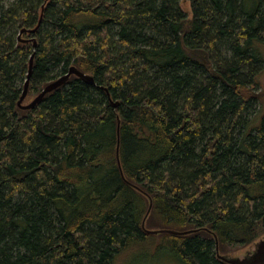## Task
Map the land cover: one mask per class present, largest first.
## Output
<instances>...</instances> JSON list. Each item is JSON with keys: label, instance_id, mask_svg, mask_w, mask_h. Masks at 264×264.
Here are the masks:
<instances>
[{"label": "trees", "instance_id": "1", "mask_svg": "<svg viewBox=\"0 0 264 264\" xmlns=\"http://www.w3.org/2000/svg\"><path fill=\"white\" fill-rule=\"evenodd\" d=\"M182 1L0 0V264L264 237V0Z\"/></svg>", "mask_w": 264, "mask_h": 264}, {"label": "rangeland", "instance_id": "2", "mask_svg": "<svg viewBox=\"0 0 264 264\" xmlns=\"http://www.w3.org/2000/svg\"><path fill=\"white\" fill-rule=\"evenodd\" d=\"M182 7L187 13L190 12V5L186 0L182 1ZM29 102H31L30 99H27V103ZM159 244L160 238H157L155 243H146L141 247H132L124 250L117 257L116 264H181L176 256H172L171 253L159 249ZM257 244L226 256L232 258V260L246 262L257 252Z\"/></svg>", "mask_w": 264, "mask_h": 264}, {"label": "water", "instance_id": "3", "mask_svg": "<svg viewBox=\"0 0 264 264\" xmlns=\"http://www.w3.org/2000/svg\"><path fill=\"white\" fill-rule=\"evenodd\" d=\"M35 31L36 30L30 31V32L34 33ZM34 45L36 47V43ZM32 71H33V58L30 61L29 72H28L27 80L25 82V89L23 92V96L21 97V100L19 101V105H21L23 103V101L27 95L28 88L30 85V79H31ZM74 74L81 77L83 80L90 82L91 84L93 83V79L91 77H88L84 74L79 73L77 71V69L72 67V68H70L69 73L67 75L63 76L62 78H60L59 80H57L53 84H50L49 86H47L31 104H29L28 106L25 107V109H32L33 107H35L48 93L52 92L53 90L60 87L62 84L66 83L69 80V78ZM153 233L158 234L160 232H153ZM257 247L258 248H257V252L255 253V255L253 257L249 258L246 262H240L239 260H230L228 262L231 264H264V240L261 241L257 245Z\"/></svg>", "mask_w": 264, "mask_h": 264}, {"label": "bare ground", "instance_id": "4", "mask_svg": "<svg viewBox=\"0 0 264 264\" xmlns=\"http://www.w3.org/2000/svg\"><path fill=\"white\" fill-rule=\"evenodd\" d=\"M34 57H35V53L31 56V58H30V61H31V59L33 58V61H34ZM76 75V74H75ZM57 81V80H56ZM53 84V83H52ZM61 87V86H60ZM45 89V88H44ZM153 232H156V231H152L151 233H153ZM154 234V233H153ZM264 240V237L263 238H261L257 243L259 244L261 241H263ZM257 244V245H258ZM217 248V247H216ZM217 250V249H216ZM250 253V252H249ZM249 253H248V255H249ZM219 259L223 262V263H225V264H231V263H229L228 261H230V260H232V258H230V257H219Z\"/></svg>", "mask_w": 264, "mask_h": 264}]
</instances>
